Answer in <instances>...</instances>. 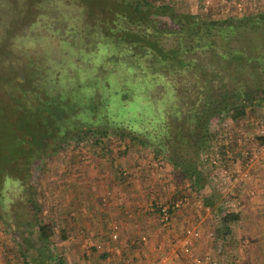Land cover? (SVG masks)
<instances>
[{"label":"trees","instance_id":"1","mask_svg":"<svg viewBox=\"0 0 264 264\" xmlns=\"http://www.w3.org/2000/svg\"><path fill=\"white\" fill-rule=\"evenodd\" d=\"M84 1L79 22L84 25L86 16L92 24L74 37L75 43L59 46V57L51 65H34L22 80L0 78L3 90L16 89L11 115L0 101V144L11 139L16 152L10 157L0 147V218H10L13 197L27 194V209L43 247L35 262L64 264L46 247L53 229L38 217L34 192L28 191L35 160L69 143L103 147L104 139L114 135L119 142L127 138L147 147L174 174L205 193L197 160L216 135L208 122L221 113L234 122L245 116L248 105L264 104L260 84L251 92L234 84L236 75L254 69L252 58L263 61L264 72V13L216 19L149 0ZM244 39L255 47L248 44L252 51L247 55ZM133 94L148 103L149 114L117 108ZM132 119L139 123L132 125ZM203 204L211 206L212 200L204 198ZM218 216L223 223L236 218L223 210ZM30 225L29 220L22 223ZM60 236L64 238L62 231ZM21 263L30 264L25 253Z\"/></svg>","mask_w":264,"mask_h":264},{"label":"rangeland","instance_id":"2","mask_svg":"<svg viewBox=\"0 0 264 264\" xmlns=\"http://www.w3.org/2000/svg\"><path fill=\"white\" fill-rule=\"evenodd\" d=\"M149 1L154 3H167L176 11L198 13L199 15H206L216 19H222L231 15L252 16L264 13V0H253L254 6H245L241 13L235 11L233 6L235 0H211V3L206 7L199 4L197 0ZM85 2H90V0H85L84 3ZM80 5V0H0V78H6V76H8L10 78L22 80L26 77V72L31 70L34 65H51L53 61L59 57V46H63L64 48L68 44L75 43L76 39L74 37H77L80 32H86L88 27L92 24L91 19L86 18V16L85 24L87 23V27L85 24L81 25L82 23L79 22V19H81L83 15V12H80ZM246 35L248 36L247 33ZM241 44L247 48H245L246 55L249 54L248 52L252 51L250 47L255 48L252 45V41L249 44L248 40L244 39ZM248 44L249 46L251 45L249 48L247 46ZM254 45L256 46V44ZM252 59L253 60L250 61L251 63L252 61L254 62V69L243 71L239 76L236 75V81H234L235 86H241V89H245L248 92L254 89V84H257L255 86L260 84V87H264V72L260 69L263 61ZM241 62L244 63V60ZM257 65H259V67H257ZM257 70L260 71L261 74L256 75ZM237 77L240 78V81L237 80ZM10 83L13 84V81H10ZM3 88L5 90L0 86V95L5 97L3 99L0 98V101H5V104H3L5 105L4 108H6L5 111L11 115V106L13 103L12 92H16V89L14 87L8 88L4 86ZM117 108L119 110L132 109V111L137 108L136 112H140V114H149L151 112L148 103L136 94H133L132 99L128 100L125 106L119 105ZM263 114L264 104H251L248 105L245 116L238 118L234 122L226 118L224 113L219 114L218 117L212 118L208 122V130L216 133V135L209 140L208 148L203 149L200 153L202 158H198L197 160V169L202 180L201 182L206 186L207 191L213 192L214 190L212 183H210L206 177H208L209 173H211L214 168L210 165V161L214 158L216 153L219 154L226 150L228 152V157L232 158L233 152L236 151L239 155L247 157L246 161H248L250 157L257 152L261 140L259 139L260 137L257 136L254 123ZM131 123L135 125L136 123L138 124L139 121L137 120L135 122L134 119H132ZM222 132L224 134H222ZM4 139L5 145L1 143L0 147L4 148V150L7 148L9 152L7 154L8 156L15 157L16 152H14L15 148L11 147V139ZM105 144L107 145L106 147L104 146ZM100 145L101 144L93 145L83 143L82 146L77 147L74 143H69L54 152L51 156L41 157L35 160L34 164L31 166L29 176L31 188L28 191L34 192V200L37 203V207L40 208L38 217H41V220L51 225L53 229V234L49 238V244L46 247H58V243L62 239L60 236L63 230L62 222L67 219L71 220L76 212L73 208H70L72 205L69 198L67 200V195H64L65 198L61 196V203L59 206H57L59 202H55L54 200L56 197L53 196V193L59 194L63 188L67 187V178L61 181L60 188L56 186L59 182L58 179L61 180V176L63 175H70L75 166H80V168L75 169L82 170L84 165L87 167L94 166L93 169H96V166L104 165L105 169L101 171H103V173H109L111 171L114 173L115 177L121 175L118 173L121 170H124L127 177L134 175L131 173H137L138 171H140V174L141 171L145 172L148 174L147 177H150L151 181L154 180L156 184L159 185L158 188L160 187L163 189L162 193L159 188L160 193L158 190H155L152 194L154 197H160L161 194L163 201L158 202L155 200L157 203H168L169 200L173 199L172 201H174L179 197H183L185 194L182 193L183 190L181 191V186L189 181L184 178L181 179L179 175L174 174L170 164L161 157H153L147 147L132 143L127 138L119 142L118 138L114 135L104 139V148ZM231 158L229 159V163ZM153 161H156L159 167L152 165ZM244 164L245 163L238 165L237 168H232L230 165L226 167V161L223 163L225 166L224 168L233 173L236 171L243 172V170L248 172V168ZM244 180L230 188L228 194L223 195V197L229 196L232 199L239 200L235 213L239 211L238 209L241 204L236 189L241 186ZM159 182L160 184H158ZM167 183L173 185L171 189L166 187ZM104 185L109 187L112 184L107 182L104 183ZM52 188H54V190H52ZM13 189L14 188H12V190ZM9 191L8 189V192ZM65 192H67V190ZM168 195H171L169 200ZM27 197V194H24L22 198L19 197V199L13 197L14 199L11 201L12 204L9 205V208L12 210L9 212L10 218L6 216V218H0V236L8 234L7 236L11 237V248H13V252L10 251V253H12L11 256L14 255V257L16 256L19 258L20 264H22V254L25 252L28 253L29 257L32 256V253L36 254L38 249L43 253V247H41L40 242H38L37 228L33 224V216L27 209ZM189 198L190 204L195 205L196 197L189 194ZM196 209L200 216L205 215V210H201V208ZM194 210L195 208L192 209V212H194L195 215L196 211ZM218 212L216 206L207 216L209 215L212 219ZM27 220H29L31 225L25 228L22 226V223ZM162 228L165 229L166 227ZM16 243L17 246H15ZM28 250L31 252H28Z\"/></svg>","mask_w":264,"mask_h":264},{"label":"crops","instance_id":"3","mask_svg":"<svg viewBox=\"0 0 264 264\" xmlns=\"http://www.w3.org/2000/svg\"><path fill=\"white\" fill-rule=\"evenodd\" d=\"M251 157L246 161L247 157L235 151L230 163V158L226 159V167L237 168L245 163L248 168L247 178L236 189L241 204L235 219L223 223L217 217L223 210V193L209 173L206 178L212 183L213 192H206L205 188V193H201V188L195 185L194 189L190 181L185 182L181 191L188 202L171 208L170 222L165 229L159 226L156 216L159 203L155 200L163 201L161 194L160 197L152 195L155 190L160 193L161 189L162 193L163 189H159V185L147 177L148 174L138 171L127 177L123 170L115 177L111 171H101L105 169L104 165L96 166V169L84 165L82 170L75 169L80 168L75 166L70 175L58 179V188L65 178L68 179L67 187L59 194L53 193L54 201L59 202L57 206L61 203V196L65 198L67 195L72 205L70 208L76 212L71 220L62 222L64 238L57 248H52L64 264H117L125 257L130 259L129 264H153L158 260H164L165 264H187L174 243L184 229L190 227L197 232L191 240L195 254L208 255L216 264H264V165ZM107 182L112 185H104ZM172 186L166 185L168 189ZM188 193L196 197L195 205L190 204ZM170 197L168 195V200ZM204 198L212 200V206L204 205ZM213 206H217L219 212L211 219L207 214L214 209ZM196 208L205 210V215L200 216ZM113 232L117 235L115 240L111 239ZM7 235L0 236V264H20L18 257L11 256L12 241ZM37 252L31 254L32 258L25 252L30 264H50L41 258L35 262Z\"/></svg>","mask_w":264,"mask_h":264},{"label":"built area","instance_id":"4","mask_svg":"<svg viewBox=\"0 0 264 264\" xmlns=\"http://www.w3.org/2000/svg\"><path fill=\"white\" fill-rule=\"evenodd\" d=\"M199 4H201L203 7L208 6L211 3V0H197ZM254 6L253 0H235L233 2V6L235 8V11L238 13H241L245 6ZM255 129L257 136L260 137L261 144L257 150L256 153L252 155L251 158L258 159L261 161V164H264V114L259 117L255 123ZM228 152L225 150L221 153H216L214 158L210 161V165L213 166V170L211 171V174L214 178L215 186L220 189V191L224 194H228L230 188L234 187L236 184H239L242 180L247 178V172L246 170L236 171L232 172L224 168L225 166L223 163L226 161V158H228ZM249 159L248 161H250ZM152 165H155L159 167L156 163V161H153ZM187 198L186 197H179L178 199H175L172 201V206L168 203H159L157 205V222L161 227H166L171 218V208L180 207L182 205L187 204ZM239 204L238 199H232L229 196L223 197L221 200V207L223 211L226 213H232L236 212V208ZM153 210V209H151ZM197 235V232L194 229L186 228L183 233L178 236L175 240L174 245L178 248L180 253L184 257V261L187 264H216V261L212 259L211 257L207 256H199L195 254L191 247V240L193 237ZM116 233L113 232L111 234V239H116ZM130 259L128 257H125L117 264H129ZM153 264H165L164 260H158ZM181 264V263H176Z\"/></svg>","mask_w":264,"mask_h":264}]
</instances>
